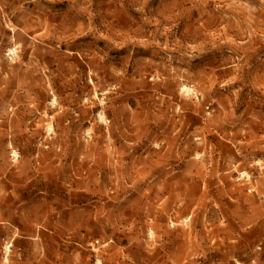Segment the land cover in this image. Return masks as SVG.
Returning a JSON list of instances; mask_svg holds the SVG:
<instances>
[{
  "label": "rangeland",
  "instance_id": "rangeland-1",
  "mask_svg": "<svg viewBox=\"0 0 264 264\" xmlns=\"http://www.w3.org/2000/svg\"><path fill=\"white\" fill-rule=\"evenodd\" d=\"M0 264H264V0H0Z\"/></svg>",
  "mask_w": 264,
  "mask_h": 264
}]
</instances>
